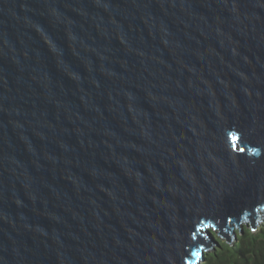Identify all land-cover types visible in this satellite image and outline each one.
<instances>
[{
    "label": "water",
    "instance_id": "95a60500",
    "mask_svg": "<svg viewBox=\"0 0 264 264\" xmlns=\"http://www.w3.org/2000/svg\"><path fill=\"white\" fill-rule=\"evenodd\" d=\"M263 208L264 0H0V264H201Z\"/></svg>",
    "mask_w": 264,
    "mask_h": 264
},
{
    "label": "trees",
    "instance_id": "16d2710c",
    "mask_svg": "<svg viewBox=\"0 0 264 264\" xmlns=\"http://www.w3.org/2000/svg\"><path fill=\"white\" fill-rule=\"evenodd\" d=\"M217 245L204 251L201 264H264V217L258 220L255 229L243 224L235 229V238L228 243L210 230Z\"/></svg>",
    "mask_w": 264,
    "mask_h": 264
},
{
    "label": "rangeland",
    "instance_id": "374dc122",
    "mask_svg": "<svg viewBox=\"0 0 264 264\" xmlns=\"http://www.w3.org/2000/svg\"><path fill=\"white\" fill-rule=\"evenodd\" d=\"M264 217V208L260 211V218H258V220L259 219H261L262 220V218ZM258 222V221H257ZM213 246H215V245H213ZM212 249V248H211Z\"/></svg>",
    "mask_w": 264,
    "mask_h": 264
},
{
    "label": "snow or ice",
    "instance_id": "6c2138e0",
    "mask_svg": "<svg viewBox=\"0 0 264 264\" xmlns=\"http://www.w3.org/2000/svg\"><path fill=\"white\" fill-rule=\"evenodd\" d=\"M232 138L235 139V136H233ZM193 255H198V253H193Z\"/></svg>",
    "mask_w": 264,
    "mask_h": 264
}]
</instances>
